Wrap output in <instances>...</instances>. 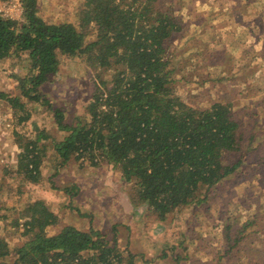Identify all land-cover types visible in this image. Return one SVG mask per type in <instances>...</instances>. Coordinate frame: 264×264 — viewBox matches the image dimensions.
<instances>
[{"label":"trees","instance_id":"obj_1","mask_svg":"<svg viewBox=\"0 0 264 264\" xmlns=\"http://www.w3.org/2000/svg\"><path fill=\"white\" fill-rule=\"evenodd\" d=\"M21 1V20L0 17V60L20 53L29 58L27 72L16 77L19 93L0 90V102L12 110L15 123L30 119L26 102L50 105L40 88L57 72L61 56L81 59L94 86L86 120L69 124L63 112L54 110L57 128L66 133L62 139L40 129L18 143L12 171L24 183L39 181L45 155L40 143L51 139L61 164L71 158L112 163L133 183V199L164 220L182 206L204 203L212 188L238 174L244 158L252 157L259 145L250 152L251 144L244 142L252 143L255 132L244 127L232 103L194 106L175 93L169 56L171 38L182 25L172 10L156 5L158 0H83L75 22L59 23L46 22L36 0ZM263 164L262 157L254 162V172ZM21 207L8 226L14 232L22 227L24 239L11 245L9 232L0 233V264H136L128 246L92 228L65 225L50 233L49 226L60 218L40 198ZM258 213L238 222V229L232 223L223 226V255L243 249L253 237L248 229L257 233L251 228L262 220ZM180 260L177 255L176 263Z\"/></svg>","mask_w":264,"mask_h":264},{"label":"rangeland","instance_id":"obj_2","mask_svg":"<svg viewBox=\"0 0 264 264\" xmlns=\"http://www.w3.org/2000/svg\"><path fill=\"white\" fill-rule=\"evenodd\" d=\"M39 15L48 23L75 22L83 0H36ZM162 10H172L182 25L173 34L170 64L175 68V93L194 106L222 100L256 138L238 174L219 183L204 203H190L164 220L152 214L145 202L133 199L134 185L104 158L97 163L71 158L60 163L51 139L41 141L45 155L39 181L25 182L13 173L18 143L42 129L55 140L66 134L55 123L54 110L75 124L87 119L86 104L93 94L92 72L79 58L60 57L58 70L41 86L50 103L26 102L30 119L17 125L9 106L0 102V233L11 245L24 239L8 225L28 199L40 198L60 218L49 226L55 233L65 225L99 231L116 237L136 256V264H264V168L254 172V162L264 158V0H158ZM262 54V55H261ZM26 53L0 60V90L16 95L17 78L28 69ZM51 106V107H50ZM255 125V126H254ZM254 126V128H252ZM15 132L23 136L15 135ZM25 139V140H24ZM264 165V164H263ZM264 167V166H263ZM259 211L257 233L236 255H223L222 228L239 223ZM177 255L181 260L176 263Z\"/></svg>","mask_w":264,"mask_h":264},{"label":"built area","instance_id":"obj_3","mask_svg":"<svg viewBox=\"0 0 264 264\" xmlns=\"http://www.w3.org/2000/svg\"><path fill=\"white\" fill-rule=\"evenodd\" d=\"M23 7L21 0H0V17L21 20Z\"/></svg>","mask_w":264,"mask_h":264}]
</instances>
